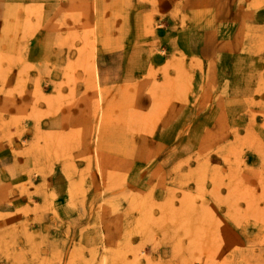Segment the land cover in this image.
<instances>
[{"label": "rangeland", "instance_id": "obj_1", "mask_svg": "<svg viewBox=\"0 0 264 264\" xmlns=\"http://www.w3.org/2000/svg\"><path fill=\"white\" fill-rule=\"evenodd\" d=\"M6 1L0 96L11 113L0 119V264H264V0H99L110 5L111 37L128 9L127 102L99 108L114 119L81 116L47 132L41 118L76 102L60 91L74 92L76 77H54L45 99L39 80L49 77L28 76L33 67L21 58L44 11ZM53 2L54 45L66 40L60 24L77 22L68 68L90 73L96 0ZM102 21L101 11V41ZM195 30L211 39L205 56L188 49ZM16 64L19 75H5ZM81 103L88 115L89 99ZM173 112L180 127L163 140L156 121ZM203 115L205 123L191 119ZM92 126L97 166L83 151ZM171 148L179 155L168 156Z\"/></svg>", "mask_w": 264, "mask_h": 264}, {"label": "crops", "instance_id": "obj_2", "mask_svg": "<svg viewBox=\"0 0 264 264\" xmlns=\"http://www.w3.org/2000/svg\"><path fill=\"white\" fill-rule=\"evenodd\" d=\"M5 1L6 0H0V16L5 11L2 9L4 7L3 4ZM8 1L9 2L7 4L9 5H11V3L17 4L20 2H26L28 7L32 8L38 6L42 7V10L44 11V21L38 28L34 29L29 34L25 47L26 54H22L21 58L26 62V64L33 67V69L30 68L27 72L28 76L32 75L34 77H49L45 81L39 80L40 90L44 92L45 99L48 97L49 91H51L53 86H55L52 81L54 77H59L60 81H63L64 76L76 77L75 81L77 84H75L76 86L74 88V92L70 88L71 85L67 88H64V86L60 84V91H62V101L64 100V96L70 95L74 98V101H76L73 104L75 106L72 104L62 103L60 106L61 110H59V112L45 114V116L41 118L44 119L45 131L47 132L48 128L51 130L53 127H57L58 125L59 127L69 126V128H71L73 119H80L81 116L83 119H92V124H95L96 119H114V117L108 113L111 112V106L115 104L117 97L118 99L124 101V104H126V98L128 96L126 91L128 85L131 82L132 76V70L130 67L132 37L131 26L127 17L128 9L125 7L123 10L125 14L123 16L118 36L111 37L113 33V26H111L110 5L106 3H100L99 0H96V2L92 4V8L89 10L91 11L90 22H92L93 67L91 68L90 73H86L84 69H79L77 67L68 68L70 62L76 59V37L72 35L70 28L74 27L77 22H70V24H67V29L65 30H63V25L60 24V26H62V30L59 31V37H63L65 34L66 40L64 41L63 39L60 45H54V42L56 41V35H53L55 33L53 29L56 26H52L51 13L49 15L46 14V12H51V10L55 7V2H53V0ZM101 11L103 18L102 32L107 35V37L102 41L100 39ZM105 11L109 12V14L105 15ZM5 26L6 20H0V53H2L3 50L2 44L4 41H6L3 31ZM202 33L201 31L199 33L198 30H195L193 33H189L187 35L189 38L187 42L188 49H190V51L195 55L199 56H205L209 54L210 48L207 46V44H210L211 42L209 35L204 31ZM13 66H15L16 69ZM13 66L10 68L8 67V71L5 72V75L10 76L14 74V72V75H19L17 64ZM89 75L91 82H93L92 88L86 84V80L88 79ZM87 99H89L90 102V107H88L89 114L81 115L83 110L80 109L78 103L81 101V104L83 105L84 100ZM3 102L4 98L0 96V105ZM100 107L103 109V111H106L105 109H107V112L109 111L106 116L103 115V117H100ZM125 108L127 107L125 106ZM178 108H180V105H178ZM176 114L178 113L173 112L172 115L167 119H162V121L160 119V122L156 121V124L160 125V127L156 129V135L158 137H161L164 140V137L168 138L169 136H164L163 134L170 132L174 133L175 131L177 132L179 129L178 127H180L178 120L180 118L176 116ZM196 116H193L191 119H204L203 123L210 119L207 115L199 117ZM126 117L125 119H127ZM129 119H131V117ZM124 133L128 134V132ZM127 134L124 137L125 140L128 137ZM169 150L171 151L167 153L168 156L179 155L178 150L174 148ZM122 153L125 157H130L132 154L129 150L127 142H125Z\"/></svg>", "mask_w": 264, "mask_h": 264}, {"label": "bare ground", "instance_id": "obj_3", "mask_svg": "<svg viewBox=\"0 0 264 264\" xmlns=\"http://www.w3.org/2000/svg\"><path fill=\"white\" fill-rule=\"evenodd\" d=\"M204 51V50H203ZM205 52V51H204ZM95 72V71H94ZM15 105V104H14ZM13 106V105H12ZM11 106V107H12ZM10 107V106H9ZM9 107L8 108H6V106H5V104L4 103H2V107H1V105H0V111H1V113H0V119H9V118H6V117H8L9 116V113H11V112H9ZM20 109L18 110L20 113H22V108L21 107H19ZM13 110H14V108H13ZM6 116V117H5ZM13 116V115H12ZM17 116H19L18 114H17ZM10 117H11V115H10ZM97 129V128H96ZM95 129V130H96ZM97 131V130H96ZM96 131H94V127L92 126L90 129H89V132H88V130L86 131L87 133H88V137H86V135H85V141H83L84 143H85V150L84 151H86V154L90 157V158H88V161H90V162H92L91 163V165H94V166H97V162H98V160H97V150H98V141H99V136H98V133L96 134V137L93 135V133L95 132L96 133ZM100 168H98V170H99ZM100 171V170H99ZM100 173V172H99ZM100 175V174H99ZM101 264H106L105 263V260L104 259H102V262H101Z\"/></svg>", "mask_w": 264, "mask_h": 264}]
</instances>
